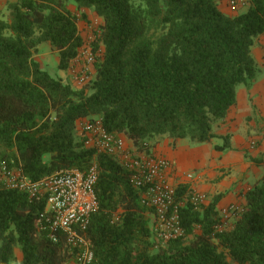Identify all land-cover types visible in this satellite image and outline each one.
<instances>
[{
    "label": "trees",
    "instance_id": "trees-1",
    "mask_svg": "<svg viewBox=\"0 0 264 264\" xmlns=\"http://www.w3.org/2000/svg\"><path fill=\"white\" fill-rule=\"evenodd\" d=\"M236 14L217 0H16L0 16V162L30 179L96 163L99 208L87 230L93 264H264V176L222 231L217 200L196 210L189 189L177 187L184 234L165 243L153 236V209L120 160L84 142L78 121L101 117L109 132L135 148L168 137L210 143L215 126L237 103L238 89L257 80L252 55L264 34V0ZM102 20L90 44L102 55L80 88L51 76L34 59L49 43L68 70L86 43L77 14ZM84 18L87 15L83 12ZM222 146L230 147L229 136ZM151 142V143H150ZM45 201L0 189V264H67L66 237L39 229ZM154 223V222H153ZM23 258L18 261L15 250Z\"/></svg>",
    "mask_w": 264,
    "mask_h": 264
},
{
    "label": "built area",
    "instance_id": "built-area-1",
    "mask_svg": "<svg viewBox=\"0 0 264 264\" xmlns=\"http://www.w3.org/2000/svg\"><path fill=\"white\" fill-rule=\"evenodd\" d=\"M225 3L232 13L245 10L249 0H217ZM97 53L91 44L80 49L79 57L74 61H83V69L74 70V79L79 86L86 85L91 79ZM78 128L84 134V142L99 152L116 156L131 172L132 183L140 190L142 205L153 209L155 221L153 234L159 242L177 239L184 234L181 218V203L177 201V186L170 180L173 169L171 160L152 151L149 143L143 149L133 150L127 146L126 136L109 132L101 117L86 118L78 121ZM189 179L193 174H187ZM99 173L94 163L85 170L66 168L57 170L33 180L25 175L18 166H11L7 161L0 162V189H16L26 193L31 200L45 201L46 207L40 215L39 229L48 237L58 241L59 234L66 237L73 260L70 264H93L94 251L87 236L93 214L98 210L96 186ZM188 201L196 210H201L207 202L204 193L192 191ZM242 207L230 205L220 210V223L216 229L222 231L231 224L235 212ZM248 264V263H246Z\"/></svg>",
    "mask_w": 264,
    "mask_h": 264
},
{
    "label": "crops",
    "instance_id": "crops-1",
    "mask_svg": "<svg viewBox=\"0 0 264 264\" xmlns=\"http://www.w3.org/2000/svg\"><path fill=\"white\" fill-rule=\"evenodd\" d=\"M220 7L223 12L232 14L225 3ZM252 55L260 67L259 77L252 87L238 89L236 105L215 126L216 137L210 143L195 144L187 139L174 141L168 137L151 143L154 153L171 160L170 180L174 185H186L189 191L206 194V204L217 200L219 210L230 205L242 207L245 192L264 176V34L256 39ZM59 61L60 57L56 56V62ZM72 69V65L67 71L60 69L59 77L80 88ZM226 135L230 147L217 149L216 146L223 145L222 137ZM126 142L130 149L135 148L127 137ZM191 171L193 178L189 179L187 174ZM15 253L21 261L20 248Z\"/></svg>",
    "mask_w": 264,
    "mask_h": 264
},
{
    "label": "rangeland",
    "instance_id": "rangeland-1",
    "mask_svg": "<svg viewBox=\"0 0 264 264\" xmlns=\"http://www.w3.org/2000/svg\"><path fill=\"white\" fill-rule=\"evenodd\" d=\"M15 1L16 0H0V16L1 17L7 18V16H8L7 4L9 2H15ZM70 9L72 11H74L77 14V16L79 17V21H78L79 32L82 35V37L84 38L85 43L88 45L91 42L92 38H94L95 32L99 28L102 20L93 10H90V9L77 10V8L74 4L70 5ZM83 12L87 15V18H84V16L82 15ZM232 14H236V13H232ZM102 52H103V48L100 52L97 53L98 58L102 55ZM56 56L59 58V54L55 50L52 49L50 44L49 43H43L42 45H40L38 51L34 54V59L37 62H39L40 66L43 69H45L46 71H48V73L51 76H55L57 78H60L59 77L60 68H59V63L56 62ZM83 65H84L83 61H79L78 63H75V62L72 63V67L76 71H78L79 69H83ZM257 65H258V63H257ZM92 68L94 69V67H92V65H90V69H92ZM258 68H260L259 65H258ZM73 69H72V72H73L72 76L74 78V70ZM65 71H67V70H65ZM259 74H260V71L258 73L257 78L259 77ZM242 87H244V86H241L240 88H242ZM191 170H193V169H191ZM192 172L193 171H191V173ZM190 192H192V190L189 191L188 195L190 194ZM153 222H152V227L154 224ZM153 236H154L155 240L159 243V241L157 240V238L155 237L154 234H153ZM67 264H70V263H67Z\"/></svg>",
    "mask_w": 264,
    "mask_h": 264
}]
</instances>
